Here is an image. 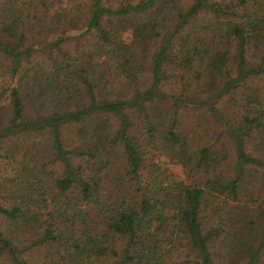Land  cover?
Here are the masks:
<instances>
[{
	"label": "trees",
	"instance_id": "trees-1",
	"mask_svg": "<svg viewBox=\"0 0 264 264\" xmlns=\"http://www.w3.org/2000/svg\"><path fill=\"white\" fill-rule=\"evenodd\" d=\"M0 0V264H264V0Z\"/></svg>",
	"mask_w": 264,
	"mask_h": 264
},
{
	"label": "rangeland",
	"instance_id": "rangeland-1",
	"mask_svg": "<svg viewBox=\"0 0 264 264\" xmlns=\"http://www.w3.org/2000/svg\"><path fill=\"white\" fill-rule=\"evenodd\" d=\"M49 3L53 10L65 9L68 5L67 0H49Z\"/></svg>",
	"mask_w": 264,
	"mask_h": 264
}]
</instances>
